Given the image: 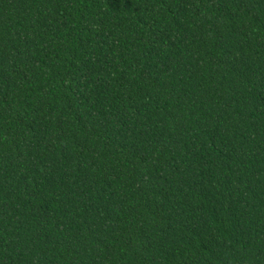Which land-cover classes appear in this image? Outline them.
Here are the masks:
<instances>
[{"label":"trees","instance_id":"16d2710c","mask_svg":"<svg viewBox=\"0 0 264 264\" xmlns=\"http://www.w3.org/2000/svg\"><path fill=\"white\" fill-rule=\"evenodd\" d=\"M0 264H264V0H0Z\"/></svg>","mask_w":264,"mask_h":264}]
</instances>
